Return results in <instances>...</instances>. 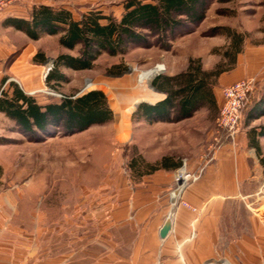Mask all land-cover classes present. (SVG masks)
Listing matches in <instances>:
<instances>
[{
    "label": "rangeland",
    "instance_id": "374dc122",
    "mask_svg": "<svg viewBox=\"0 0 264 264\" xmlns=\"http://www.w3.org/2000/svg\"><path fill=\"white\" fill-rule=\"evenodd\" d=\"M129 1L26 0L24 5L64 8L76 20L89 12L120 20ZM205 18L199 26L179 30L180 34L167 42L157 37L143 45L131 46L125 55L104 54L91 70L62 68L69 82L53 83L54 90L45 80L49 69L58 56L77 57L80 50L62 48L59 36H45L32 42L13 33L15 52H21L19 57L22 56L17 63L18 73L27 72L29 86L37 92L34 96L40 103H58L66 96L80 97L90 91H102L107 95L114 118L84 132L55 131L40 137L26 135L0 118V191L11 199L10 213L4 215L7 231L0 238V245L5 247L0 256L13 257L14 264L24 260L28 253L30 264H37L41 254L63 258L71 254L85 263L87 258L101 254L95 242L107 229L106 223L113 221L115 211L120 210V219L131 217L128 206L135 184L142 181L140 173L152 170L162 155L185 159L190 166V160L202 158L208 152L218 130L217 117L223 101L219 90L216 110L202 109L186 121L146 124L134 117L140 105H135V100L144 98L158 77L184 73L190 60L201 61L207 72L217 68L230 70L223 74L222 87H219L221 76L217 81L222 90L232 80L253 76L257 90L242 115L240 133L243 123L244 127L248 126L247 123L245 126L247 121H252V128L264 130V113L259 115L253 110L255 102L264 95V0L227 3L216 0ZM235 37L242 38V44L237 47ZM239 49L233 64L228 54ZM34 52L44 54L46 62L30 64ZM158 65L165 66L166 72L151 82L142 81L141 75L156 70ZM19 75L16 80L22 83ZM132 160L138 161V170L131 169ZM257 194L252 209L262 206L259 213H264V184Z\"/></svg>",
    "mask_w": 264,
    "mask_h": 264
},
{
    "label": "crops",
    "instance_id": "0c3cea01",
    "mask_svg": "<svg viewBox=\"0 0 264 264\" xmlns=\"http://www.w3.org/2000/svg\"><path fill=\"white\" fill-rule=\"evenodd\" d=\"M24 3L13 4L0 15V94L3 90H9L11 83H17L28 96L37 93L29 86L27 72L18 73L17 63L22 56L19 57L21 52H15L13 33L21 34L32 42L41 41L48 35L36 41L14 27L13 21L30 22L34 8L38 7ZM41 5L53 8L52 5ZM37 55L36 52L30 55L33 57L30 64H38L35 61ZM18 75L22 83L16 80ZM251 77L246 75L232 80L225 87ZM221 82L224 83L223 74ZM223 85L221 83L219 87ZM216 86L215 96L219 99L220 91L222 98V89ZM166 97L151 88L144 98L135 100V105H156ZM1 117L15 125L2 112ZM250 123L252 121L245 122L246 127L243 123L235 143L223 137L213 160L211 147L202 158L190 160L192 171L205 166L202 178L185 195L187 204L196 211L180 206L169 220L173 173L181 166L183 159L162 155L159 161L170 158L175 167L161 168L144 175L142 181L135 184L128 206L131 217L128 220L120 219V210L115 211L113 221L106 223L107 229L95 242L100 246V255L80 263L71 254L65 258L62 255L47 257L41 254L38 255L37 264H208L211 261L215 264H264V213H259L262 206L252 209V200L258 196L264 184V130L252 128ZM10 206V197L2 196L0 191V238L7 231L3 222L4 215L10 213ZM167 223H171V230L162 239L160 232ZM4 250L5 247L0 245V255ZM11 262H14L13 257L7 259L0 256V264ZM30 262L27 253L24 260L14 264Z\"/></svg>",
    "mask_w": 264,
    "mask_h": 264
},
{
    "label": "trees",
    "instance_id": "16d2710c",
    "mask_svg": "<svg viewBox=\"0 0 264 264\" xmlns=\"http://www.w3.org/2000/svg\"><path fill=\"white\" fill-rule=\"evenodd\" d=\"M213 1L216 0H152L151 3L130 0L120 20L105 17L100 12H89L76 20L71 11L41 5L34 8L30 22L13 21L12 24L33 40L38 41L43 35L59 36L62 48L80 50L77 57L63 54L54 62L45 77L47 86L54 90L53 83L61 85L69 82L62 68L69 71L91 70L104 54L112 57L125 55L131 46L143 45L157 37L167 42L178 36L179 30L191 25L199 26L206 19ZM218 1L227 3L229 0ZM234 42L237 47L242 44V38L235 37ZM164 48L169 50L167 46ZM239 53L240 49L228 54L233 64ZM46 60L41 53L35 57L39 64ZM229 71L217 68L207 72L203 70L201 61L190 60L184 73L172 77L160 76L153 82L152 88L165 94L166 99L156 105H138L134 117L141 123L174 124L194 117L202 109L216 110L219 104L214 88L219 77ZM0 96V112L29 136L40 137L55 131L63 134L84 132L110 123L114 118L107 95L102 91H90L80 97L66 96L58 103L42 104L35 96L24 94L17 83H11L9 90H3ZM253 110L259 115L264 113V95L255 102ZM138 165L137 160H132L131 169L138 170ZM170 167H175L173 160L163 158L152 170L140 174L144 176Z\"/></svg>",
    "mask_w": 264,
    "mask_h": 264
},
{
    "label": "built area",
    "instance_id": "2783aa9c",
    "mask_svg": "<svg viewBox=\"0 0 264 264\" xmlns=\"http://www.w3.org/2000/svg\"><path fill=\"white\" fill-rule=\"evenodd\" d=\"M25 1L26 0H0V15L8 10L9 7L13 6V4L24 3ZM51 70L52 69H49V72ZM156 70H158V73L155 75V78L163 72H166L165 66L158 65ZM256 85V80L250 78L232 83L230 86L223 88V101L217 117V135L211 146V160L216 158L223 137L230 141V143L236 142V139L240 134V127L243 119L242 115L257 90ZM181 162V166L176 169L173 174L174 186L170 194L171 211L169 213V220L174 217L176 209L180 206L196 211L192 205L187 204L185 201V195L188 192L187 190H189L194 183L198 182L202 178L205 169V166H202L198 170L192 171L189 168L187 160L184 159ZM182 171L187 181V184L184 185L179 183L176 177L177 173Z\"/></svg>",
    "mask_w": 264,
    "mask_h": 264
},
{
    "label": "bare ground",
    "instance_id": "6f19581e",
    "mask_svg": "<svg viewBox=\"0 0 264 264\" xmlns=\"http://www.w3.org/2000/svg\"><path fill=\"white\" fill-rule=\"evenodd\" d=\"M157 73H158V70H151V71L144 72L141 75L142 81H146L147 80V82H151L155 78V75ZM124 130H126V128ZM176 177H177L179 183H181L183 185L187 184L186 177L184 176L183 171L182 172H178Z\"/></svg>",
    "mask_w": 264,
    "mask_h": 264
},
{
    "label": "water",
    "instance_id": "95a60500",
    "mask_svg": "<svg viewBox=\"0 0 264 264\" xmlns=\"http://www.w3.org/2000/svg\"><path fill=\"white\" fill-rule=\"evenodd\" d=\"M152 88V87H151ZM153 89V88H152ZM154 90V89H153ZM171 230V223H167L163 226L161 232H160V235H161V238L162 239H165L168 235H169V232Z\"/></svg>",
    "mask_w": 264,
    "mask_h": 264
}]
</instances>
